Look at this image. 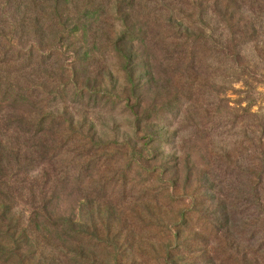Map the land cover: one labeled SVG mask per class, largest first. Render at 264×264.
I'll return each mask as SVG.
<instances>
[{"label":"rangeland","instance_id":"374dc122","mask_svg":"<svg viewBox=\"0 0 264 264\" xmlns=\"http://www.w3.org/2000/svg\"><path fill=\"white\" fill-rule=\"evenodd\" d=\"M134 1L0 32V264H264V0Z\"/></svg>","mask_w":264,"mask_h":264},{"label":"trees","instance_id":"16d2710c","mask_svg":"<svg viewBox=\"0 0 264 264\" xmlns=\"http://www.w3.org/2000/svg\"><path fill=\"white\" fill-rule=\"evenodd\" d=\"M79 0H0V32L13 30L11 32H24L26 34H31L32 39L29 41V45L33 46L35 41L39 39V44L42 40L43 34L47 32H51L53 34L60 33L66 31V28L63 23V20H71L70 19V7L76 11V14L79 15V20L84 21V25L78 29V31L87 32V30L91 29L95 22L100 18L105 21H111V15L113 14V10L110 7H117L116 0H104L105 6L111 10L108 14L106 12L103 15L104 10L100 9V5H92L89 3L90 0H81L80 5H77ZM248 4L243 3L242 7H244L245 11H252L254 6L256 5L255 0H247ZM132 2H135L132 0ZM246 5V6H243ZM91 6V7H90ZM21 7H24L21 10ZM93 7V8H92ZM91 8L93 14V18L91 20H87V17H91L87 14V9ZM135 8H129L130 11L138 13L134 11ZM257 12V11H256ZM83 14V18L80 15ZM126 17L128 16V12L124 13ZM95 16L96 19H95ZM151 13H146L143 17L144 21L147 22L150 19H153ZM11 19L15 20L11 22ZM91 23H93L91 25ZM253 27V24H251ZM74 31V30H73Z\"/></svg>","mask_w":264,"mask_h":264}]
</instances>
